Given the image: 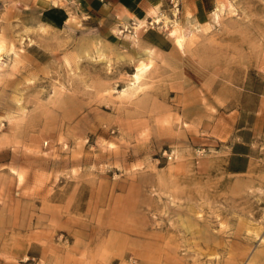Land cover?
<instances>
[{"label":"rangeland","instance_id":"rangeland-1","mask_svg":"<svg viewBox=\"0 0 264 264\" xmlns=\"http://www.w3.org/2000/svg\"><path fill=\"white\" fill-rule=\"evenodd\" d=\"M29 1L0 0V131L28 136L0 168V264H264V149L233 175L196 141L225 100L264 95V0L212 25L167 0L147 25L178 46L176 29L172 53L140 22L101 35L70 10L59 26L7 13Z\"/></svg>","mask_w":264,"mask_h":264},{"label":"crops","instance_id":"crops-1","mask_svg":"<svg viewBox=\"0 0 264 264\" xmlns=\"http://www.w3.org/2000/svg\"><path fill=\"white\" fill-rule=\"evenodd\" d=\"M232 1L179 0L180 16L194 25H212L230 9ZM166 4L167 0H30L19 10L11 8L7 13L16 15L24 22L30 23L38 17L45 23L59 26L64 25L66 13L70 10L74 16L86 22L90 30L101 35L110 34L120 20H131V24L140 22L137 37L142 44L155 52L172 53L179 47L161 34V30L147 25L150 19L163 11ZM7 81L9 78L0 71V103L12 96L10 89L5 88ZM237 99L238 102L225 100L223 107L227 108L221 113V118L216 123L205 124L203 135L196 140L212 152L203 160V165H214L219 158H223L225 170L233 175L249 171L253 163L259 161L258 154L264 149V95L260 94L258 103L251 107L243 104L241 96ZM0 112L6 110L0 109ZM4 124V130L0 131V168L16 161L14 148L16 144H27L28 137L24 132V136H16L9 121H4ZM2 152L8 157H4Z\"/></svg>","mask_w":264,"mask_h":264},{"label":"bare ground","instance_id":"bare-ground-1","mask_svg":"<svg viewBox=\"0 0 264 264\" xmlns=\"http://www.w3.org/2000/svg\"><path fill=\"white\" fill-rule=\"evenodd\" d=\"M161 19V18H160ZM154 21H159V18L158 17H155L154 18ZM176 29H170V34H173L174 38H175V41H176V44L179 46V47H182V41H183V37L181 35H177L175 32ZM147 63H145L144 65L146 66ZM140 73H141V68H138L137 71L133 74V77H134V81H137V79L139 78L140 76ZM133 81V82H134Z\"/></svg>","mask_w":264,"mask_h":264},{"label":"built area","instance_id":"built-area-1","mask_svg":"<svg viewBox=\"0 0 264 264\" xmlns=\"http://www.w3.org/2000/svg\"><path fill=\"white\" fill-rule=\"evenodd\" d=\"M178 3H179V0H169V4L172 8H175L178 10ZM196 153L197 154H201L204 152V148H196L195 149ZM167 156L168 159H171L172 158V155L171 154H165Z\"/></svg>","mask_w":264,"mask_h":264}]
</instances>
